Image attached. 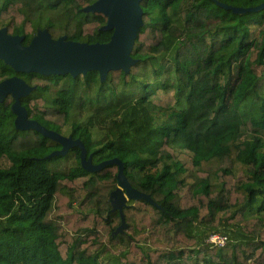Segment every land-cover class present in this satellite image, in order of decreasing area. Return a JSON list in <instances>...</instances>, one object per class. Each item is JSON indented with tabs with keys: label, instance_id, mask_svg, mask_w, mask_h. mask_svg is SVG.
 I'll return each instance as SVG.
<instances>
[{
	"label": "trees",
	"instance_id": "trees-1",
	"mask_svg": "<svg viewBox=\"0 0 264 264\" xmlns=\"http://www.w3.org/2000/svg\"><path fill=\"white\" fill-rule=\"evenodd\" d=\"M94 1L0 0V28L23 45L44 29L52 39L105 43L107 16L82 11ZM140 7L128 70L41 75L0 59V81L22 78L32 87L21 98L29 119L79 139L93 164L118 158L128 184L153 203L113 209L118 165L87 171L78 147L48 157L61 145L15 128L8 95L0 102V264H264V8ZM61 156L74 164L42 165ZM211 234L227 236L225 244L208 243Z\"/></svg>",
	"mask_w": 264,
	"mask_h": 264
},
{
	"label": "water",
	"instance_id": "water-1",
	"mask_svg": "<svg viewBox=\"0 0 264 264\" xmlns=\"http://www.w3.org/2000/svg\"><path fill=\"white\" fill-rule=\"evenodd\" d=\"M141 0H96L82 9L84 12H101L107 16L102 30H112L109 41L105 43H85L66 40L65 36L52 39L46 29L40 30L28 45L22 44V36L10 35L6 28H0V59L15 71L38 72L41 75L66 74L72 76L84 74L95 69L103 79L111 69H124L134 64L130 56L137 31L142 25ZM223 9L235 14L255 12L264 8V1L256 6L239 7L218 0H212ZM32 87L17 76L0 81V102L10 95L13 98L11 111L14 113V126L17 129H34L43 136L61 144L48 157L63 155L71 147L80 149V163L87 171L100 170L107 164H117V187L111 192L109 202L113 209L121 208L128 200L144 199L153 203L150 197L133 189L123 175V165L118 158H112L93 164L86 157L83 143L79 139L63 136L58 132L47 129L34 119L27 117L21 98L31 91ZM115 203L113 204L112 199ZM122 229V225L118 230Z\"/></svg>",
	"mask_w": 264,
	"mask_h": 264
},
{
	"label": "rangeland",
	"instance_id": "rangeland-1",
	"mask_svg": "<svg viewBox=\"0 0 264 264\" xmlns=\"http://www.w3.org/2000/svg\"><path fill=\"white\" fill-rule=\"evenodd\" d=\"M45 128H47V127H45ZM48 128H51L50 130H53V131L56 130V129H53V127H48ZM48 128H47V129H48ZM55 132H57V131H55ZM58 133L64 136V131H61V133H60V132H58ZM60 145H61V144H60ZM61 147H62V146H61ZM52 152H53V151H52ZM48 155H50V153H48L47 156H48ZM179 157L183 160L186 169L189 171V172H188V175H190V174H191V171H192L193 168H192V165H191L189 159H188L187 157H185V156H179ZM74 162H75V161H74V158H73V157L68 158L67 160H63V158H62V156H61L60 158H58V159H56V160H44V161L42 162V165H43L44 167H46V168L52 170V171L60 170V169H62V170H67V169L69 168V166H71L72 164H74ZM215 166H216V164H215L214 162H211L210 164H208V165L205 166V167H206L207 169H210V170H211V169H213ZM59 168H60V169H59ZM116 187H117V185H116ZM112 202H113V204H116L114 198L112 199Z\"/></svg>",
	"mask_w": 264,
	"mask_h": 264
},
{
	"label": "built area",
	"instance_id": "built-area-1",
	"mask_svg": "<svg viewBox=\"0 0 264 264\" xmlns=\"http://www.w3.org/2000/svg\"><path fill=\"white\" fill-rule=\"evenodd\" d=\"M227 240V236L225 235H221V234H211L208 239H207V242L212 244V245H215V246H223L225 244Z\"/></svg>",
	"mask_w": 264,
	"mask_h": 264
},
{
	"label": "flooded vegetation",
	"instance_id": "flooded-vegetation-1",
	"mask_svg": "<svg viewBox=\"0 0 264 264\" xmlns=\"http://www.w3.org/2000/svg\"><path fill=\"white\" fill-rule=\"evenodd\" d=\"M23 98V97H22Z\"/></svg>",
	"mask_w": 264,
	"mask_h": 264
}]
</instances>
